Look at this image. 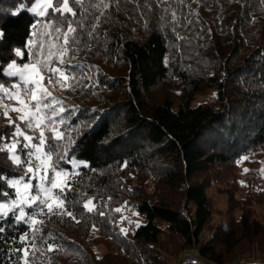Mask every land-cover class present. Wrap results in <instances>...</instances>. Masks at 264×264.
I'll return each instance as SVG.
<instances>
[{
  "label": "trees",
  "instance_id": "obj_1",
  "mask_svg": "<svg viewBox=\"0 0 264 264\" xmlns=\"http://www.w3.org/2000/svg\"><path fill=\"white\" fill-rule=\"evenodd\" d=\"M33 2L0 0L6 33L0 64L35 60L50 86L56 82L49 68L68 76L55 95L58 103L46 111L51 117L63 109L55 121L64 135L51 139L47 126L45 147L57 146L53 160L65 158L57 169L70 170L73 159L89 167L72 172V191L61 197L72 217L39 204L22 206L28 223L7 232L16 243L0 245V264H23L25 256L27 264H176L186 250L196 257L187 253L181 264H264V213L259 218L253 209L264 212V192L253 185L237 217L230 190L226 223L202 239L213 215L210 188L232 183L244 157L255 164L264 156V0H68L75 17L52 11L64 2L53 0L44 25L27 11L11 14ZM69 23L77 31L66 44ZM37 28L42 45L31 41ZM171 78L180 87L177 106L155 92ZM13 79L0 75L1 83ZM209 90L214 100L192 104ZM13 131L0 116V174L28 179L27 165H14L3 148ZM20 141L17 153L25 159ZM0 189L11 194L0 203L15 198L6 182ZM89 200L92 212L83 207ZM120 207L134 209L143 223L121 232ZM98 245L106 249L100 255ZM15 250L18 257L10 256Z\"/></svg>",
  "mask_w": 264,
  "mask_h": 264
},
{
  "label": "snow or ice",
  "instance_id": "obj_2",
  "mask_svg": "<svg viewBox=\"0 0 264 264\" xmlns=\"http://www.w3.org/2000/svg\"><path fill=\"white\" fill-rule=\"evenodd\" d=\"M74 4H80L81 0H73ZM52 5L48 4V8H51ZM107 8L108 5H105ZM22 11H27L29 13H36L40 17L46 16L48 13L47 11H38V7L33 5L32 7H28L27 3H21L19 7L13 11L11 14L13 16L19 15ZM55 12H59L61 17H63L66 13L70 14L71 16L75 17L77 15L76 11L73 7L69 5L68 0H64L63 8L62 9H54ZM77 31L76 28H73L71 23H69L68 31L64 33V40L67 44L69 40V35L71 33H75ZM59 32V29H57ZM6 36L2 30H0V42L3 41V38ZM14 54L16 57H23L25 55L21 49L16 48L14 49ZM63 64V60L60 61ZM30 65L28 63L24 64V69L19 68L17 65V61L13 60L11 63L8 64L7 68H3L2 64H0V75L5 77H16L19 76L20 81L23 82V93L24 95H28L31 93V101H35V110H29L28 112L20 115L17 119L19 121L24 122L25 129H38L39 136L36 137L34 135L26 134L25 130L22 129L20 124L15 123L12 119L9 120V126L14 128L12 133V140L10 143H4L3 148L7 149L10 153L9 159L11 162L16 166H23L27 165V173H31L33 178L38 179L40 183L37 185L39 192L41 194L48 193L51 189H59L57 193V199L55 202H48L45 199L41 198V195H31L24 198H18L17 200H12L11 203H0V245L4 247H13L16 243L15 237H7V232L12 229L17 223L23 221L24 223H28V220L25 218L26 213L24 207L22 205L32 206L37 204L39 201L40 204L46 205L48 212L51 213L53 208H57L60 210V214H64L67 216L72 217L73 213L68 211L64 206V194L67 191H72V185L67 183L69 179H71L75 173L66 172V171H57L56 169L60 167V161L64 160V157H59L56 160L52 159V154L55 152L56 145L49 144L48 151H44V146L46 142L50 139L45 135L44 127H47L46 121L50 122L53 126L48 128V131L51 132L53 135L51 139L60 140L63 138V133L58 130V125L56 124L55 117L60 115V112L63 111L61 108L59 111H53V115L51 117L46 115V111L53 108V105L58 103L54 98L51 103H46V99L50 96V93L43 88H41L40 81L43 79V76L37 73L39 76L38 79H26L24 75V70L28 69ZM79 67V66H77ZM48 71L56 73L59 72V68H49ZM63 75V73H61ZM264 75V74H262ZM32 85L33 87H29ZM20 87V84L17 82H13L12 88L17 89ZM0 90H3L5 94L13 96L18 95V93H9V90L4 87V85L0 84ZM38 92L44 93L43 95H38ZM23 105V101H20ZM11 111L13 112H23V108H12ZM4 115H7V109H5ZM60 123H63V119L60 120ZM42 125L44 127H42ZM19 137H22L26 143L22 145V149H27L28 151L24 153L25 159L21 158V155L17 154V146L21 145ZM34 139H38L39 143H33ZM35 158V160H33ZM243 159H247L244 157ZM35 161H40V163H35ZM85 167H89L88 164H84ZM51 169L55 175L52 178H49L47 175L48 170ZM248 170L245 169V172ZM26 173V174H27ZM43 173V174H42ZM63 176L64 181L58 182L57 178ZM24 176H21L18 180H12L7 178L6 175L0 174V182H6L7 188H14L18 184L23 183ZM49 181L51 184V189L46 188L44 186V182ZM23 187L25 190H28L32 187L31 182L23 183ZM11 194L6 189H0V197H4L10 199ZM92 201L89 200L87 203L83 205V207L88 211H94V206L89 207L92 205ZM15 209H19V215L15 214ZM116 212H119L120 209H115ZM103 215V213H101ZM11 217L12 223H8V219ZM32 224L35 225L37 222L35 219H32ZM42 223V222H41ZM125 229H121V232H125ZM20 241H24L26 239L25 236L19 237ZM4 247H0V253L4 251ZM27 252V249H25ZM10 256L19 255V250H15L9 253ZM7 264V262H6ZM12 264H19V260H15ZM27 264V262H25Z\"/></svg>",
  "mask_w": 264,
  "mask_h": 264
},
{
  "label": "rangeland",
  "instance_id": "obj_3",
  "mask_svg": "<svg viewBox=\"0 0 264 264\" xmlns=\"http://www.w3.org/2000/svg\"><path fill=\"white\" fill-rule=\"evenodd\" d=\"M52 3H53V0H34V2L32 3V6L36 5L38 7V11H47V13H48L50 10V8H48V4L52 5ZM63 4H64V2H63ZM52 11H54V8H52ZM32 14L37 15L36 13H32ZM46 16H44V17L39 16L40 18H39L38 24L44 25L47 22H49L48 19H45ZM40 25L38 27H40ZM36 32H37V36H33V40H31V41L34 44L42 45L43 42L41 40H37L39 38V35L41 34L40 28H37ZM35 39H36V41H35ZM29 53H31L30 50H29ZM26 63H28L30 65V67L28 69L24 70L25 78L26 79H38L39 76L37 75V73L39 72V74L43 76V79L40 81L41 88L45 89L47 91V93L51 94L50 96L47 97L45 102H47L49 100L52 101L53 98L58 102V97H55V95L58 92V89L62 86V83L63 84L68 83V76L65 73H63V75H61L62 72H60V71L57 73H54L56 83H54L52 86H50L51 83H50V85L49 84L47 85L44 82V75L45 74L43 73V70L41 68V64H39L35 60H30L29 62H26ZM24 64L25 63H22V64L17 63V65L21 69H24ZM7 66H8V64H7ZM7 66L5 68H7ZM13 78L14 79L9 83H1L0 82V84L4 85V87L9 90V93H18V95L15 96V98H14L13 96L5 94L3 90H0V116L3 117L4 121L9 122V120L12 119L17 124L21 125L22 129L25 130L26 134L34 135V136L38 137L39 136V130L38 129H35V128L34 129H25L24 128V122L19 121L17 119L20 115L28 112L29 110L34 111L35 110V101H31V93H29L28 95H24V93H23V82L20 81L19 76H16ZM14 81L20 84L19 88H17V89L12 88V84ZM29 87H33V86L29 85ZM155 92L158 95L164 94V95L172 98L173 101L175 102V106H177V104L180 103L181 92H180V87H179V83L177 80H173L172 78L166 80L165 82L162 83V85L160 86L159 89L155 90ZM43 94L44 93H42V92H38V95H43ZM214 99H215L214 91L209 90L207 93L197 94L195 96L194 100L192 101V104L196 105V104L203 103V102H210ZM20 101H23V105L20 103ZM12 108H23V112H13V111H11ZM5 109H7V115H4ZM47 116H49V115H47ZM45 123L47 124L48 128L52 127L50 122L46 121ZM42 127H44V126L42 125ZM44 131H45V135H46V127H44ZM18 139L22 140L23 144L26 143V141H24L22 137H19ZM33 143L38 144L39 140L34 139ZM44 151L47 152L45 146H44ZM9 155H10V153H9ZM33 160H35V158H33ZM35 163H40V161H35ZM70 164L72 166L70 170H62V169H56V170L57 171H66V172L72 173L79 166H83L84 164H86V161L73 159L70 161ZM245 169H247L248 171L245 172ZM47 175L49 176V178H52V177H54L55 173L51 169H49ZM235 178L238 179V181H235ZM18 179L19 178L12 179V180H18ZM57 180H58V182H63L64 177L61 176V177L57 178ZM230 181L232 182L230 184L215 183L210 188V190L208 192L209 196L212 200L213 215L211 216V218L209 219V221L207 222V224L204 228V231L202 234L203 240H206L207 238H209V236L213 232L217 223H219V222L226 223L227 215L225 214V211H226V206H227V196H228V193L230 192V190L234 191L233 192V198H234L233 199V207H234V209H232V211L234 212L235 215H233V216H235V217L238 216L240 209H241V206H240L241 200L240 199L245 197V195L250 190V187H252V185H253V187H256L255 191H263L264 192V156L261 157L260 159H258V161L255 164L254 163H247V162H245V159L240 160L237 163L236 169L231 173V176L228 179V182H230ZM29 182H31L32 187L28 190H25L23 187V183H29ZM23 183L18 184L16 187L13 188L15 198L12 200H17L18 198H24V197H28L31 195H41V198L47 200L48 202H55L56 201L57 197L55 195V190H57V189H51V184L49 183V181H45L44 186L46 188L51 189V191L48 193H44V194H41L39 192V189L37 188V185L40 183V181L38 179L33 178L31 173H28V179L24 178ZM145 189L148 192L152 191V182L150 180H148V184L146 185ZM12 200H10V202H7V203H11ZM37 204L43 206L44 208H46V210H48L46 205L40 204L39 201L37 202ZM22 206H24V205H22ZM89 207H92V205H89ZM117 209H120V211H119L120 212V218L124 220V223L119 224L121 229H125L126 231L131 230L134 227H136L137 225H139L140 223H143V218L134 209H127L126 210L124 207H120ZM253 209L256 213V216H258L259 218H261L263 216L264 212L260 206H254ZM53 211H59V209L54 207ZM125 232H123V233H125ZM105 250L106 249L103 245H98L95 248V251L98 255L105 252ZM190 251H192L194 254H196V252L194 250H190ZM181 253H179V255ZM179 255L177 256V260H178ZM169 258H171V256ZM172 261H174L173 257H172ZM25 262H27L26 256L24 258L23 264H25ZM241 264H244V262L242 261Z\"/></svg>",
  "mask_w": 264,
  "mask_h": 264
},
{
  "label": "water",
  "instance_id": "obj_4",
  "mask_svg": "<svg viewBox=\"0 0 264 264\" xmlns=\"http://www.w3.org/2000/svg\"><path fill=\"white\" fill-rule=\"evenodd\" d=\"M187 253L193 255L194 257H196V254H194L192 251H190V250H186V251L182 252V253L179 255L176 264H181V261H182L183 256H184L185 254H187Z\"/></svg>",
  "mask_w": 264,
  "mask_h": 264
}]
</instances>
